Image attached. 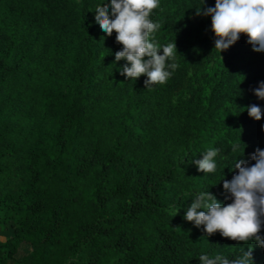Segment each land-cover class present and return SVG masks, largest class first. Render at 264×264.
I'll list each match as a JSON object with an SVG mask.
<instances>
[{
  "label": "trees",
  "instance_id": "obj_1",
  "mask_svg": "<svg viewBox=\"0 0 264 264\" xmlns=\"http://www.w3.org/2000/svg\"><path fill=\"white\" fill-rule=\"evenodd\" d=\"M101 2L0 0V264H199L250 245L249 264H264V248L183 218L207 188L229 202L218 181L233 144L245 159L264 148V113L246 111L264 108V52L240 34L218 53L199 0H160L154 39L174 41L176 68L145 88L112 64L121 45L94 22ZM213 147L216 171L198 172Z\"/></svg>",
  "mask_w": 264,
  "mask_h": 264
},
{
  "label": "clouds",
  "instance_id": "obj_2",
  "mask_svg": "<svg viewBox=\"0 0 264 264\" xmlns=\"http://www.w3.org/2000/svg\"><path fill=\"white\" fill-rule=\"evenodd\" d=\"M159 5L160 0H102L93 9L94 22L101 32L105 36L114 32V41L121 45L113 54L112 64L123 59L117 71L126 80L134 81L143 75L145 88L165 83L176 68L172 62L178 54L174 41L157 45L154 39L160 25L150 17ZM204 5L205 0H199L196 14L210 17L213 48L218 53L228 49L240 34L246 36L245 42L253 51L264 52V0H214L213 5ZM252 92L258 100H264V81H258ZM246 111L252 119L260 120L264 108L252 104L246 106ZM261 130L264 131V124ZM244 147L241 152L240 144L231 146V151L238 155L226 166L230 172L235 171L230 179L218 181L229 202L218 200L207 188L190 196L191 202L184 208L183 218L194 227H202L206 235L218 232L221 237L245 243L251 241L264 248V148L254 149L245 159ZM218 153V148H209L192 163L198 172L214 173ZM215 184L217 182L212 185ZM179 209L177 203L173 215ZM250 252L251 245L248 251L242 250L241 256L231 259L221 254L201 253L198 261L199 264H249Z\"/></svg>",
  "mask_w": 264,
  "mask_h": 264
},
{
  "label": "rangeland",
  "instance_id": "obj_3",
  "mask_svg": "<svg viewBox=\"0 0 264 264\" xmlns=\"http://www.w3.org/2000/svg\"><path fill=\"white\" fill-rule=\"evenodd\" d=\"M9 232L8 231H2L0 230V242H3L5 238L8 236Z\"/></svg>",
  "mask_w": 264,
  "mask_h": 264
}]
</instances>
